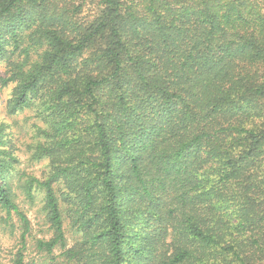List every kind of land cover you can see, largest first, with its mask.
<instances>
[{
    "label": "trees",
    "instance_id": "trees-1",
    "mask_svg": "<svg viewBox=\"0 0 264 264\" xmlns=\"http://www.w3.org/2000/svg\"><path fill=\"white\" fill-rule=\"evenodd\" d=\"M11 115L32 158L57 264H264V0H0ZM1 113V111H0ZM0 120V208L20 157ZM35 189V190H34ZM80 235L67 245L65 221Z\"/></svg>",
    "mask_w": 264,
    "mask_h": 264
},
{
    "label": "rangeland",
    "instance_id": "rangeland-1",
    "mask_svg": "<svg viewBox=\"0 0 264 264\" xmlns=\"http://www.w3.org/2000/svg\"><path fill=\"white\" fill-rule=\"evenodd\" d=\"M5 65L0 62V76H6ZM14 83L4 86L0 82V120H4L9 124L7 128L13 138L16 152L20 157V162L16 165V170L10 180V185L16 195V200L21 210L25 213L31 222V230L28 236V242L25 249V264H57L55 260L60 259L63 252L62 247H57L52 254L37 249L36 242L38 239L48 240L53 236L50 223L47 220L44 210L45 193L41 191H33L34 198H30L23 185L31 177L43 179L45 170H47L48 160H36L32 158L31 145L34 141V123L42 125L30 110H25L11 115L8 110V98ZM35 190V189H34ZM6 212L0 208V264H14L13 260L16 253L22 247L19 236L22 233L18 225L17 217H13V222L17 227L12 233L10 228H5L4 221L1 217H5ZM70 220L64 223L66 229L67 245L72 246L77 238L78 233L69 226ZM56 257L55 260L52 258Z\"/></svg>",
    "mask_w": 264,
    "mask_h": 264
}]
</instances>
